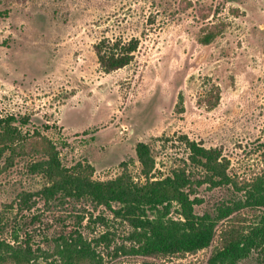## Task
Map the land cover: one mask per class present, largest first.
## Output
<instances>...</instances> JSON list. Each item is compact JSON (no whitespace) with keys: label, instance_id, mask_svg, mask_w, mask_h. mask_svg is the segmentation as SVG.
<instances>
[{"label":"rangeland","instance_id":"374dc122","mask_svg":"<svg viewBox=\"0 0 264 264\" xmlns=\"http://www.w3.org/2000/svg\"><path fill=\"white\" fill-rule=\"evenodd\" d=\"M132 39V61L106 71L95 47ZM7 114L29 116L22 132L50 139L64 166L90 163L96 180L114 178L126 161L143 182L135 146L145 142L153 175L185 168L194 211L216 215L264 173V0H0V116ZM184 136L217 149L230 180L210 182L190 162ZM32 146L41 151L38 135L22 154L0 157V264H21L7 244H28L39 264H207L226 225H252L263 210L219 220L211 244L196 252L143 256L133 227L110 209L116 203L35 195L46 179L31 170L43 158ZM179 208L171 203L165 218L179 219Z\"/></svg>","mask_w":264,"mask_h":264},{"label":"trees","instance_id":"16d2710c","mask_svg":"<svg viewBox=\"0 0 264 264\" xmlns=\"http://www.w3.org/2000/svg\"><path fill=\"white\" fill-rule=\"evenodd\" d=\"M214 37L208 33L202 42L207 43ZM138 45L137 39L129 40L119 46L105 47L97 45L95 51L100 65L110 71L129 64ZM214 98V96H212ZM219 100L216 92L215 106ZM29 122V116L7 114L0 116V157L6 150L9 155L22 154L21 149L30 137L38 135L42 139L41 151L36 146L31 149L41 153L43 158L34 160L31 170L41 173L46 184L35 195L45 201L64 198L88 199L95 205L110 208L115 216L126 221L133 227L132 237L139 243V251L143 256L159 257L174 253H191L208 247L216 233L219 220L229 216L240 208H263L258 214L257 222L230 223L221 230L222 246L208 259L207 264H240L241 261H254L250 264H264V173L258 175L245 186V199L235 200L232 205L219 208L216 215L209 213L197 214L194 211L196 198L190 196L189 187L192 182L185 168L178 167L172 174L165 177H155L153 170L155 159L149 144L138 142L135 146L136 156L141 164L143 182L132 178L127 171V162L122 161L123 170L114 178L96 180L94 168L88 162L78 161L72 166H64L55 144L37 130L32 133L20 129ZM17 123V124H16ZM45 128H49L45 125ZM191 163L204 168L207 179L216 184L230 180L226 169L227 162L215 148H207L201 143L183 137ZM29 197V192L24 194ZM179 205V219L165 218L171 203ZM150 213H152L150 215ZM11 256L21 264H39L32 262L33 252L27 244L13 250L10 244ZM66 244L67 249L79 252L76 246ZM88 255V249L86 252ZM141 264H156L153 260H145Z\"/></svg>","mask_w":264,"mask_h":264}]
</instances>
